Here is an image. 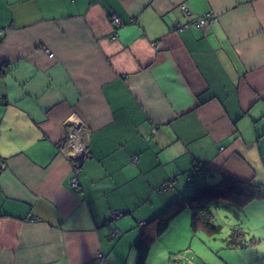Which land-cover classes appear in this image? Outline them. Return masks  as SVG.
Listing matches in <instances>:
<instances>
[{
  "label": "crops",
  "instance_id": "1",
  "mask_svg": "<svg viewBox=\"0 0 264 264\" xmlns=\"http://www.w3.org/2000/svg\"><path fill=\"white\" fill-rule=\"evenodd\" d=\"M0 30V264H138L139 239L144 264H173L185 209L159 222L224 176L263 198L213 207L220 234L264 231V0H0ZM69 117L86 127L78 190Z\"/></svg>",
  "mask_w": 264,
  "mask_h": 264
},
{
  "label": "trees",
  "instance_id": "2",
  "mask_svg": "<svg viewBox=\"0 0 264 264\" xmlns=\"http://www.w3.org/2000/svg\"><path fill=\"white\" fill-rule=\"evenodd\" d=\"M259 198H263L260 186L224 176L217 183L202 186L173 203L165 212L164 219L159 222L158 233L167 228L173 217L188 209L191 211L192 233L204 232L210 237H215L221 233L222 225L215 219L213 207L224 200L238 209H243L249 202ZM224 241L226 247L230 249L246 248L257 242L253 238L247 239L246 232L240 227H232ZM136 248L139 253L138 264H144L149 246L144 240L139 239Z\"/></svg>",
  "mask_w": 264,
  "mask_h": 264
},
{
  "label": "rangeland",
  "instance_id": "3",
  "mask_svg": "<svg viewBox=\"0 0 264 264\" xmlns=\"http://www.w3.org/2000/svg\"><path fill=\"white\" fill-rule=\"evenodd\" d=\"M218 211L217 216L223 224L230 226L240 221L242 223L243 219L238 220L232 208L226 213V210L219 204ZM225 216L230 222L227 221L228 219ZM185 230L189 236L186 239L187 245L182 251L171 253L170 258L173 264H179L178 259H180V263L184 262V264H264V231L258 230L260 234L250 231V238L257 241L255 244L241 249H228L223 234L215 237H210L204 232L193 234L191 230V211L188 209H185L180 218L179 229L173 233L171 232V236H176L179 232H181V235L185 234ZM171 240L172 238H170V243H172Z\"/></svg>",
  "mask_w": 264,
  "mask_h": 264
},
{
  "label": "built area",
  "instance_id": "4",
  "mask_svg": "<svg viewBox=\"0 0 264 264\" xmlns=\"http://www.w3.org/2000/svg\"><path fill=\"white\" fill-rule=\"evenodd\" d=\"M185 13H189L186 7H182ZM215 19L214 15L208 13L203 16L193 17L191 18L185 25H180L177 23L176 28L182 29L184 27H195V28H202L206 26L210 22ZM111 23L114 27H120L122 25L121 20L116 14H112L110 16ZM2 35V31L0 30V36ZM51 55V53H49ZM66 125V135L64 138V142L67 144V148L69 150V158L71 160L72 165V177L70 178V182L75 190L79 189V180L78 174L82 167L83 161L87 154V142H86V127L83 123L78 121L75 117H69L65 121ZM136 161V157H132V162ZM5 166L4 162L0 163V170L3 169ZM173 186V181H170L162 190L171 189ZM119 213H115L112 215V219H116L119 217ZM142 224V223H141ZM100 258H103V253H98Z\"/></svg>",
  "mask_w": 264,
  "mask_h": 264
}]
</instances>
